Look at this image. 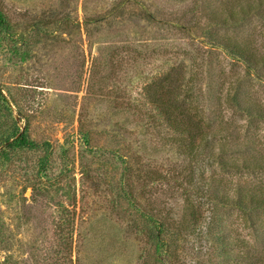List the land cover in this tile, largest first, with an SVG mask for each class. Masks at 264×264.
I'll use <instances>...</instances> for the list:
<instances>
[{
  "label": "rangeland",
  "instance_id": "1",
  "mask_svg": "<svg viewBox=\"0 0 264 264\" xmlns=\"http://www.w3.org/2000/svg\"><path fill=\"white\" fill-rule=\"evenodd\" d=\"M253 2L219 32L262 53L264 5ZM213 7L222 9L219 0H0L16 38L14 53L0 39V264H264V208L241 209L234 192L264 193V170L190 159L159 117L125 106L145 111L142 85L168 67L181 63L186 79L198 68L187 103L250 147L224 157L264 161V120L231 102L264 109V66L209 39L200 14ZM18 130L33 146L15 147ZM109 152L132 165L129 187ZM154 222L179 260L153 255ZM175 222L187 225L177 234Z\"/></svg>",
  "mask_w": 264,
  "mask_h": 264
},
{
  "label": "trees",
  "instance_id": "2",
  "mask_svg": "<svg viewBox=\"0 0 264 264\" xmlns=\"http://www.w3.org/2000/svg\"><path fill=\"white\" fill-rule=\"evenodd\" d=\"M222 9L218 8H204L203 13L200 16L204 17L209 26L212 29L209 31L208 36L211 41L218 46L226 49L233 55L241 58L247 65L258 68L264 66V51L259 53L256 48L251 47L248 41L238 40L236 37L229 36L227 33H220L219 29L229 28L231 24H235L239 18V14L235 9L239 7L240 15L243 17L247 16L248 13L253 11L255 6L253 0H243V3L238 2L240 0H219ZM258 5H264V0H259ZM263 1V3H262ZM93 19L92 21H98L103 19ZM190 23V22H189ZM0 39H4L14 53L16 50V38L12 32V26L5 17L2 15L0 10ZM194 66V63L192 64ZM183 65L180 63L177 66L168 67L165 72L158 75L152 76L150 80L144 83L140 90L142 99L149 105L145 111H140L135 106L126 103L127 110H134L140 119H148L151 122L155 121L156 117L161 120V127L166 126L173 132L171 141L172 145L179 147L180 152L189 157L190 159H196L201 155L216 159L219 167L222 169H229L232 171H254L264 170V161L262 157L251 156L249 158L244 157L239 162L230 161L224 156L236 152L249 150L250 147L245 142L237 141V131L235 127H229L227 122H223L221 118H212L210 115L204 116L203 112L198 108H191L190 104L187 103L186 97L191 91V87L187 90L186 87L193 85L198 80L197 73L195 72L198 68H190V74L186 79L184 76ZM194 71V72H192ZM147 79V78H146ZM183 94V97L180 98ZM238 108L247 113L250 116L264 120V109L255 103H244L241 106L240 103L233 99L231 100ZM193 111L195 113H193ZM165 128V127H163ZM230 129V143L226 141V136ZM26 129V128H24ZM167 134V133H166ZM13 140L16 148L30 147L33 144L27 139L25 131L17 134ZM214 138H219L216 142L212 141ZM7 139L2 140L0 138V155L4 159L8 158L5 152ZM3 149V150H2ZM217 149V152H214ZM109 152L110 155L116 156L115 153ZM120 158L124 177V186L129 187L132 183V177L134 172L132 165L127 164L128 159L124 155H117ZM251 158V159H250ZM202 182H205L204 178L201 177ZM215 180L210 184L213 185ZM129 192V191H128ZM127 192V193H128ZM237 198L235 204L241 209H247L249 207L264 208V193L259 192L258 194L251 189H247L242 186H236L234 189ZM155 223V222H154ZM160 223V222H158ZM158 223H155L157 232L152 236L151 246H153V255L167 254L174 260L178 259V252L175 248V239L170 238L163 240V228ZM172 229L178 234L180 228L184 225L182 222L172 223Z\"/></svg>",
  "mask_w": 264,
  "mask_h": 264
}]
</instances>
